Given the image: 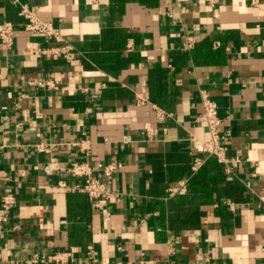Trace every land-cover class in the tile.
<instances>
[{
    "label": "crops",
    "instance_id": "crops-1",
    "mask_svg": "<svg viewBox=\"0 0 264 264\" xmlns=\"http://www.w3.org/2000/svg\"><path fill=\"white\" fill-rule=\"evenodd\" d=\"M24 5L63 43L29 31ZM0 22L16 29L12 49L0 43V201L16 199L0 264L59 251L74 264H264V0H0ZM65 44L68 59L35 53ZM202 93L240 158L232 173L200 151ZM195 156L206 162L193 173ZM86 159L117 166L94 173L111 191L100 209L69 173Z\"/></svg>",
    "mask_w": 264,
    "mask_h": 264
},
{
    "label": "built area",
    "instance_id": "built-area-1",
    "mask_svg": "<svg viewBox=\"0 0 264 264\" xmlns=\"http://www.w3.org/2000/svg\"><path fill=\"white\" fill-rule=\"evenodd\" d=\"M205 3L214 11H216L225 0H204ZM21 15L25 19L26 28L32 33L41 35L45 37L47 40L55 41L56 43H63V38L61 33L57 27L54 26L52 22L43 21L38 18L32 10L24 5L21 9ZM15 26L10 23H1L0 22V43L7 50L12 49L15 42ZM195 45V40L191 37H187L184 41L183 47L186 50L193 49ZM72 48L65 45H58L56 47L48 48V49H37L35 53L37 55L40 54H56L61 55L64 58L68 59L70 57ZM1 78V74H0ZM37 84L42 87H53L56 84V81L53 80H42L38 81ZM139 103L147 102V99L138 96ZM202 105L203 112L198 116V121L206 124L210 138L208 141L203 143L200 151L207 153L209 157L216 158L219 163L225 165L226 172L232 173L233 168L237 166L240 162V158L234 157L229 158L226 155V149L223 148L221 144V136L219 133V128L222 124V120L219 116V106L218 104L212 100L207 93H202ZM158 116L160 119H164L166 117L165 113L162 111L158 112ZM90 142L88 140H82L75 144L76 147L80 149L81 152L87 155L89 154L91 147ZM38 150L49 152V148L47 145H37ZM205 160L198 156L194 157L192 164L193 173L198 172L205 164ZM56 160H51L48 165V172H52L54 168H57ZM117 169L116 165L112 164H102L99 163L96 166H92L87 159L82 162H74L71 163L69 167V173L72 177L80 179L82 182L78 186L75 187L74 190L78 192L85 193L93 207L102 208L103 202L108 199L111 195V191L108 187V182H103L98 178L94 177L95 172H101L110 179L114 171ZM16 204V199L13 194H5L1 197L0 201V227L5 226L11 217L13 206ZM88 256L96 255V250L93 246L88 247ZM76 258L74 254L70 251H59L50 255L46 258L40 259L35 262L39 263H48V264H74ZM141 264H155L152 261H142Z\"/></svg>",
    "mask_w": 264,
    "mask_h": 264
},
{
    "label": "trees",
    "instance_id": "trees-1",
    "mask_svg": "<svg viewBox=\"0 0 264 264\" xmlns=\"http://www.w3.org/2000/svg\"><path fill=\"white\" fill-rule=\"evenodd\" d=\"M209 44H210L209 41L204 42V51H202L201 53L203 58H209V57L213 58L214 56Z\"/></svg>",
    "mask_w": 264,
    "mask_h": 264
}]
</instances>
